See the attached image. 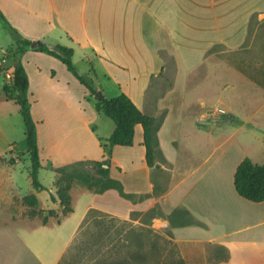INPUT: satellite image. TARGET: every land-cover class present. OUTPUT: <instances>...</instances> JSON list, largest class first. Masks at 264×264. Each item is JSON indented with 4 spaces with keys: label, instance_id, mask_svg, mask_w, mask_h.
Returning a JSON list of instances; mask_svg holds the SVG:
<instances>
[{
    "label": "crops",
    "instance_id": "obj_1",
    "mask_svg": "<svg viewBox=\"0 0 264 264\" xmlns=\"http://www.w3.org/2000/svg\"><path fill=\"white\" fill-rule=\"evenodd\" d=\"M0 11L12 17L11 25L24 39L50 49L57 45L73 49L78 56L73 59L75 67L94 80L102 98L127 95L157 126L161 155L154 167L147 164L141 125L133 146L114 147L108 156L107 141L116 126L96 110L97 95L60 59L43 53L40 45L31 46L24 50L22 62L36 123L31 98L40 97L42 103L38 130L42 169L55 171L105 158L111 178L122 182L125 192L147 195L155 192V175L166 161L182 170L168 195L179 209L171 226L179 258L185 264H264V202L245 200L234 186L236 169L244 159L264 164V86L254 78V69L243 73L232 67L235 62L214 56L216 49L237 52L255 43L251 26L264 24V0H0ZM55 31L57 36L51 37ZM9 62L0 61V74L12 81L14 65ZM227 79L238 83L231 85ZM238 85L251 87V92L244 94ZM229 95L252 96L255 103L245 107L251 115L242 120L239 106L224 103ZM50 137L58 144L45 162L42 153ZM69 143L76 144L75 151L68 150ZM63 145L65 154H58ZM1 187L18 192L10 170H0ZM31 193L39 200L41 192ZM70 195L72 213L64 215L59 200L46 201L43 205L56 213L48 223L39 224V232L29 227L24 236L14 233L24 252L20 263L12 264H47L43 229L62 242L50 262L59 264L92 210L124 218L133 209L116 190L99 194L80 186L72 187ZM64 224L71 226L67 236ZM0 264H6L4 257Z\"/></svg>",
    "mask_w": 264,
    "mask_h": 264
},
{
    "label": "rangeland",
    "instance_id": "obj_2",
    "mask_svg": "<svg viewBox=\"0 0 264 264\" xmlns=\"http://www.w3.org/2000/svg\"><path fill=\"white\" fill-rule=\"evenodd\" d=\"M4 16L10 23L12 17H7L5 14ZM57 34L58 32L55 31L51 37H55ZM250 39L254 40L257 45L254 42L251 45L249 42L247 47L237 52L216 49L214 56L219 60L225 58L227 62H235L231 64L232 67L241 68L243 73H250L251 69H254V78L261 86H264V44H262L264 43V24H252ZM260 44L262 45L260 46ZM16 47L18 44L0 19V61L3 59L10 60L9 63L13 64L9 56V49H16ZM21 58L23 60V54ZM253 58V63L257 62V64H252ZM77 60L78 56H75L74 61ZM30 66L34 68L35 63H30ZM10 82L6 73L0 74V101L4 100L6 96L4 92L5 83L10 85ZM226 82H231V85H233L232 82L238 83L237 80L231 79H227ZM238 87L245 90L244 94L251 92L249 89L251 87L247 85H238ZM31 99L39 130L42 127V103L40 97L35 96ZM253 99L250 95L242 97L229 95V97L224 98V103L239 106L244 111L241 113L242 120H244V117L247 118L251 115L245 107L254 104ZM55 143L50 137L48 147L43 148L42 157L45 162L53 156ZM249 147L254 152L257 151L254 144H249ZM67 148L71 152L75 151L76 144L69 143ZM65 149V145L59 147L58 154L64 152ZM26 153L27 144L23 117L16 115L0 120V170H10L19 186L18 192H10L7 188H0V258L4 257L6 264H12L13 260L20 263V257L24 252L23 244L19 238L14 236V233L18 232L24 236L26 231L31 230L29 227L36 229L37 232L42 229L38 225L43 224L44 217L48 216L46 213L50 211L43 203L46 201L49 204L53 203L52 196L56 197L55 181L57 179L65 180L71 174H75L87 176L94 184L100 182V177L94 169V162L71 165L67 171L61 172L60 175L55 172L57 169L55 171L48 169L50 167L41 169L39 178L47 190L38 194L42 205H39L36 208L37 213L32 215L31 208H28L20 197H25L34 190L29 173L31 160ZM162 164L165 168L162 171L158 170L155 175L156 187L153 194H129L124 189L126 196H122L129 199L133 204L129 217L123 218L99 210H92L59 264H177L179 256L172 241L171 226L175 215L179 213V209L173 207L168 195L174 183L181 178L182 170L167 164L166 161H162ZM80 186L86 185L79 180H74L72 187ZM90 190L95 192L94 189ZM5 197L7 198L5 199ZM154 198L157 199L156 202H154ZM75 199L77 204L82 203L77 198ZM143 203L146 205L144 206ZM11 210L14 215L10 221L8 215ZM70 228L71 226L66 227L64 224L62 229H65L66 236L69 234ZM43 230L47 244V250H45L47 264H50L56 258L54 251L61 249L62 242H57L54 236L47 234V230ZM14 253L17 254V259L13 258ZM11 256L12 259H10Z\"/></svg>",
    "mask_w": 264,
    "mask_h": 264
},
{
    "label": "trees",
    "instance_id": "obj_3",
    "mask_svg": "<svg viewBox=\"0 0 264 264\" xmlns=\"http://www.w3.org/2000/svg\"><path fill=\"white\" fill-rule=\"evenodd\" d=\"M0 19L4 27L14 38L18 47L11 48L9 56L13 61L14 72L10 85L5 83L4 92L6 99L0 102V119H6L12 116L21 115L25 126V137L27 144V155L31 160V169L29 171L32 181V187L37 192L46 191L47 188L41 183L39 174L43 168L40 157V148L38 143V127L35 122L31 105L29 101V77L25 66L22 62V54L26 48L32 46V42L24 39L18 31L8 22L4 14L0 11ZM43 53L49 54L60 59L75 75V77L89 90L92 95H96L99 90L95 86L94 80L88 75H81L74 64V51L71 48L57 45L50 49L46 44L41 43L38 47ZM95 108L99 113L104 114L111 119L116 126L112 136L107 141L108 156L111 155L114 147H131L134 144L136 127L141 125L144 130V146L146 148V160L150 167L155 166V160L161 155L159 149L157 126L155 119L143 114L134 102L125 94L112 99L97 100ZM85 163V162H81ZM71 166V165H70ZM69 166L56 170L60 175L61 172L67 171ZM96 174L100 177V182L94 184L93 181L84 175L71 174L68 179L61 178L55 181V188L58 190L57 198L52 196V202L59 200L62 213L67 215L73 212L70 190L74 180L84 183L89 189H94L96 193L102 194L109 190H116L121 195L124 193L123 184L111 178V165L109 159L101 162H94ZM234 186L236 192L245 200L253 203L264 202V164H255L251 159H244L236 169L234 175ZM23 203L31 208L32 215L37 213L36 208L39 206V200L36 194L31 193L23 198ZM54 211H49V215L44 217L43 224L48 223L49 217L55 215ZM177 264H185L179 258Z\"/></svg>",
    "mask_w": 264,
    "mask_h": 264
},
{
    "label": "water",
    "instance_id": "obj_4",
    "mask_svg": "<svg viewBox=\"0 0 264 264\" xmlns=\"http://www.w3.org/2000/svg\"><path fill=\"white\" fill-rule=\"evenodd\" d=\"M40 44H41L40 42H35V43L32 44V47H33V48H37ZM96 95H97V98H98L99 100H102L101 93H97Z\"/></svg>",
    "mask_w": 264,
    "mask_h": 264
},
{
    "label": "built area",
    "instance_id": "obj_5",
    "mask_svg": "<svg viewBox=\"0 0 264 264\" xmlns=\"http://www.w3.org/2000/svg\"><path fill=\"white\" fill-rule=\"evenodd\" d=\"M5 56L7 57V55H4V57H5ZM4 60H5V59H3V61H4Z\"/></svg>",
    "mask_w": 264,
    "mask_h": 264
}]
</instances>
